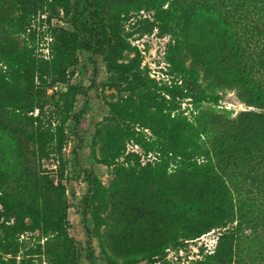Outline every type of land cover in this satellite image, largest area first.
<instances>
[{
    "label": "rangeland",
    "instance_id": "374dc122",
    "mask_svg": "<svg viewBox=\"0 0 264 264\" xmlns=\"http://www.w3.org/2000/svg\"><path fill=\"white\" fill-rule=\"evenodd\" d=\"M43 1H25L28 8L35 7V14L19 30L0 26V44L41 63L51 60L57 44L52 29L71 31L70 11L67 15L57 6L49 10ZM117 1L102 0L100 8L103 19L117 25L123 39L121 50L111 60L128 66L144 85H117L110 80L101 56L75 51L64 81H56L55 76L44 82L35 78L33 87L18 100L22 111L11 115L10 107L0 112L3 264H219L209 262L208 256L215 253L225 228L213 227L190 239L182 237L181 231L212 223L224 208L225 197H205L193 180L179 184L175 180L179 170L172 164L158 172L163 177L160 183L149 181L147 172L156 167L159 157L150 144L169 127L189 152L192 142L198 141L190 121L201 125L214 121L220 127L239 113H260V109L235 89L218 86L221 78H230L228 74L219 71L213 76L206 67L213 66L216 72L223 45L225 26L216 12L199 8L190 13L176 49V41L163 32L154 9L134 5L127 10ZM23 7L20 0H0V8L9 11ZM190 81L208 88L218 101L191 100L182 92L183 83ZM120 109L129 132L111 117V111ZM59 129L61 155L50 142V130L56 142ZM249 170L255 169L229 170L233 178L236 173L244 180L237 184L248 195L236 197L233 192L234 197H228L234 215L237 211L239 215V205L243 211L240 220L235 216L227 223L226 228L236 227L238 235L232 241L234 257L223 264H235L234 260L264 264V180L259 176L264 169L245 180ZM88 174L96 177L100 192L89 190ZM177 185L187 190L188 197H175ZM9 200L43 215H63L65 232L57 235L39 227L11 240L5 229L13 219L6 220L2 207ZM29 221L28 217L24 220ZM227 246L224 241L222 248Z\"/></svg>",
    "mask_w": 264,
    "mask_h": 264
},
{
    "label": "trees",
    "instance_id": "16d2710c",
    "mask_svg": "<svg viewBox=\"0 0 264 264\" xmlns=\"http://www.w3.org/2000/svg\"><path fill=\"white\" fill-rule=\"evenodd\" d=\"M20 1L23 2L24 7L17 9L18 14L16 9L9 11L8 8H0V26L19 30L29 22L32 14H35V7L28 8L26 0ZM43 2L49 10H55L54 6H57L67 15L70 11L71 31L52 29L51 36L57 44L52 49L53 54L49 62L41 63L32 55L25 56L14 47L0 44V112L5 113V109L10 107L13 108V114L9 112L11 115L22 111L23 103H18V100L20 101L27 94L26 90L33 87L35 78L37 81L44 82L46 78L55 76L56 81H64L65 70L67 65L71 64L75 51H87L101 56L106 62V71L110 80L117 85L124 84L137 88L145 84V81L141 80L128 66L111 60V56L121 50L123 39L117 25H110L103 19L100 11L102 0H75L74 2L44 0ZM165 4H167L166 9L163 8ZM117 5L127 7V10L134 5L139 8L154 9L163 22L161 27L163 32L170 33L176 41L174 46L176 49L181 43L179 37L185 32L184 24L188 15L199 8L216 12L225 26L216 72L213 71L215 67H206L211 69L209 73L213 76L215 74L217 76L219 71L228 74L230 78L224 76L220 79L218 86L235 89L239 96L250 98V104L259 108L260 113H239L220 127L217 126L218 122L214 123V121L204 125L198 121H190L189 126L195 131L198 141L192 142L189 152L172 136L174 129L165 127L161 131L164 136L160 133L161 137L150 144V148L156 150L159 157L156 167L151 168L147 174L149 181L160 183L163 177L158 172L172 164L179 170L180 175L175 179L179 184L193 180L205 197H212V195L225 197L222 201V204L225 203L224 208L219 211L212 223L199 225L193 230L182 229L181 236L190 239L191 236H199L213 227L225 228L226 234L222 235V241L216 247L215 253L208 256V261L227 263L234 257L232 241L234 242V237L237 238L238 229L236 227L228 229L226 226L235 216L240 220L239 215L243 211V207L239 205L240 213L236 215L237 211L234 215L233 205L232 202H228V197H234L233 192L236 193V197L248 195V192L242 191L238 185L243 184L244 180L238 179L236 173L233 178L229 170L232 167L242 171L248 168L255 169L249 170L243 176L245 180H252L255 178L252 173L264 169V0H118ZM209 78L213 79L210 76ZM206 89L208 90V88L195 86L190 81L183 83L182 92L185 91L184 94L196 103L204 101L216 103L219 97L213 92H207ZM69 94H71L70 90L65 95ZM68 101L69 99H66V104ZM70 106L68 103L67 108L69 109ZM110 114L120 127L127 132L130 131L126 116L121 109L111 111ZM56 135L59 139L55 142L54 134L50 130L53 150L56 149V153L61 155L62 130L59 129ZM16 151L22 154V151ZM263 174L264 172L259 176L264 180ZM85 181L90 191L100 192L101 188L94 175H86ZM177 186L179 187L174 193L175 197H188L187 190L180 185ZM85 203H89L86 198ZM2 205L6 220L13 219V224L6 226L5 229L11 240L27 229L39 227L51 230L57 235L65 232L64 227L67 222L63 215L58 217L43 215L37 213L35 208L23 207L10 200ZM27 217L31 221L26 223L24 220ZM224 241L228 244L226 250L222 248ZM233 262L244 264L239 260ZM0 264L3 263L0 262Z\"/></svg>",
    "mask_w": 264,
    "mask_h": 264
}]
</instances>
